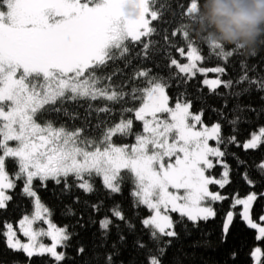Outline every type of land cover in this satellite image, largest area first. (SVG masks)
<instances>
[{
	"label": "snow or ice",
	"instance_id": "snow-or-ice-1",
	"mask_svg": "<svg viewBox=\"0 0 264 264\" xmlns=\"http://www.w3.org/2000/svg\"><path fill=\"white\" fill-rule=\"evenodd\" d=\"M202 2L189 0L187 6L181 5V17H186V22L172 32L173 36L182 35L184 46H171L186 62L169 56V67L187 79L197 73L225 71L220 66H201L206 57L195 37ZM165 7H156V0H0V209L12 200L8 190L15 189L17 181L23 182L22 192L33 200V212L24 215L17 228L5 222L2 235L10 249L22 251L30 262L35 256L45 255L55 264L64 260V253L57 249L66 246L70 234L52 222L51 210L41 201L34 181L46 187L49 180L57 184L63 180L68 187L69 176L89 193L95 190L92 178L100 177L103 186L114 194L122 192L125 174L130 177L133 207L142 206L149 213L140 220L147 239L141 236L135 241L147 264H162L165 249L159 242L178 235V221L172 214H178L181 220L207 221L217 215L213 205L228 199L231 204L223 220L222 240H227L239 218L255 231V240L264 243V212L254 217L253 209L258 199H264V193L251 191L241 196L237 192L230 197L212 190L211 186L224 189L230 183L228 165L223 160L226 152L220 147L225 143L221 124L207 125L203 110L193 112L187 99L177 97L173 101L167 91L168 80L152 75L151 69L135 70L129 81L142 84L133 83L128 91L124 85L113 83L119 71H104L117 61L125 67L131 64L130 44H142L135 56L148 58L152 42L145 43L142 38L157 31L153 22L162 19ZM199 37L211 54L225 62L241 50ZM244 81L264 90V79L250 80L245 73L236 83ZM203 83L211 90L221 84L231 88L233 84L219 78L204 79ZM79 100L88 101L90 109L91 102L98 100L121 104L119 120L111 119L115 109L107 104L94 108L97 114H109V121L96 123V135L83 126L40 119L49 112L63 111L67 115L62 106ZM129 100L133 105L124 106ZM137 122L139 130L135 128ZM231 123L236 125L238 119ZM128 138L131 143L123 142ZM210 141H215V146ZM228 142L240 146L235 135ZM261 144L264 126L253 131L242 147L257 149ZM9 159L16 165L11 174L6 169ZM218 164L224 168L220 178L211 174ZM256 167L264 173V161ZM244 179L254 184L247 173ZM93 208L98 210L99 206ZM110 212L112 218L105 216L100 221L105 235L113 218L127 222L120 204L113 205ZM42 237L51 243L45 244ZM119 238L123 240L124 236ZM251 256L254 264H264V248L254 247ZM112 259L108 255L107 264H112Z\"/></svg>",
	"mask_w": 264,
	"mask_h": 264
},
{
	"label": "trees",
	"instance_id": "trees-1",
	"mask_svg": "<svg viewBox=\"0 0 264 264\" xmlns=\"http://www.w3.org/2000/svg\"><path fill=\"white\" fill-rule=\"evenodd\" d=\"M189 0H156V7L166 5L163 9V17L159 22H153L157 31L151 36L143 37L147 43L151 41L148 58L136 57L140 52L142 44H130L132 54L128 57L131 64L128 67L117 61L104 71L112 73L119 71L120 74L113 79L114 84H122L125 91L130 90L133 83L142 84V81H129L132 73L140 68L151 69V74L168 80L170 87L168 93L173 101L179 97L187 99L192 103V111L203 110V119L207 125L219 122L221 124V135L225 143L220 145L226 152L223 160L228 165L230 181L224 189L211 186L212 190H218L223 195L231 197L233 193L241 196L255 191L257 194L264 190V173L256 167L264 161V144L257 149L245 150L242 144L251 137L253 131L264 126V90L258 89L255 84L249 85L248 81L237 84L236 81L247 73L249 79H264V44L258 46L255 54H248L240 50L237 54L225 62L215 54H211L207 44L196 36L197 43L202 48V54L206 57L201 66L207 68L223 67L221 73L210 72L219 75L223 81L231 80L232 87L228 88L221 84L215 90L203 83V75H197L187 79L184 74L176 75V69L169 67V56L183 61L178 52L171 45L184 46L181 34L172 35L180 23L186 22V17H181V5H188ZM165 36L168 40H165ZM232 46H228L231 49ZM242 62L245 67H242ZM247 89V91H245ZM240 93L239 96L235 95ZM128 98H126L127 100ZM93 108H89V102L85 100L66 102L62 108L67 110L63 113H45L40 119H52L58 124L64 123L69 127L83 126L93 134H97L95 125L99 121H109V114H97L96 107L107 104L115 109L111 119L119 120V109L121 104H110L107 101H92ZM132 101L124 106L130 107ZM73 114L76 118L73 119ZM238 119L233 125L232 120ZM140 123L135 125L140 129ZM235 135L237 142L229 143L228 138ZM121 141L117 139V143ZM131 143L128 138L123 141ZM215 143V142H213ZM6 169L11 174L16 170L12 160L6 161ZM223 166H216L211 173L220 175ZM245 173L254 181L249 185L245 179ZM68 187L62 180L60 184L53 180L46 182V187H41L39 180L34 181V187L47 207L51 210L52 220L64 226L70 234L66 246L60 247L64 252V260L61 264H107V256L112 255V264H147L145 255L135 247V241L143 236L147 239V233L143 229L140 220L147 216L148 211L142 206L133 207V198L130 195L132 183L130 177L125 174L122 192L114 194L106 189L100 177H93V192H85L77 187L78 181L75 177H68ZM23 182L17 181V187L10 191L12 200L8 202L5 209H0V264H55L45 256L29 258L22 251H14L7 246L5 237L2 235L4 223L17 225L18 221L25 215L33 212V200L22 192ZM120 204L126 215L127 222L114 220L107 235L100 227V221L105 216L111 217L110 209L113 205ZM231 199L216 202L213 207L217 215L207 221L193 222L184 218L181 220L178 214H173V219L178 221L176 231L178 235L174 238H163L159 246L165 249L161 257L162 264H254L251 252L256 246L264 248V243L255 240V231L249 229L239 218L235 219L226 241L222 240V224L226 213L230 210ZM93 205L99 208L94 209ZM254 217L257 213L264 212V199H258L254 203ZM239 207L236 211H239ZM129 224L133 227H129ZM118 225V227H117ZM123 235L124 239L120 240ZM171 239V243H168ZM84 251L80 252L79 249ZM235 253V256H233Z\"/></svg>",
	"mask_w": 264,
	"mask_h": 264
},
{
	"label": "clouds",
	"instance_id": "clouds-1",
	"mask_svg": "<svg viewBox=\"0 0 264 264\" xmlns=\"http://www.w3.org/2000/svg\"><path fill=\"white\" fill-rule=\"evenodd\" d=\"M196 19L198 36L248 54L264 44V0H203Z\"/></svg>",
	"mask_w": 264,
	"mask_h": 264
},
{
	"label": "rangeland",
	"instance_id": "rangeland-1",
	"mask_svg": "<svg viewBox=\"0 0 264 264\" xmlns=\"http://www.w3.org/2000/svg\"><path fill=\"white\" fill-rule=\"evenodd\" d=\"M182 63L183 62H186V60H183V61H181ZM214 68V67H213ZM215 73V72H214ZM216 78H219L220 79V77H219V75H216V74H211L210 72H208L206 75H203V81H204V79H216ZM212 125V124H211ZM211 125H209V126H211ZM251 138V137H250ZM249 138V139H250ZM248 140V139H247ZM246 140V141H247ZM213 142H215V141H210V144L211 145H213V146H215V143H213ZM215 162V161H214ZM219 165V164H218ZM217 165V166H218ZM222 166V165H221ZM213 170V169H212ZM211 170V171H212ZM224 171V168L222 169V172ZM213 176H215L216 178H220L221 177V174L220 175H215V174H213V173H211ZM78 184V183H77ZM10 191L11 190H8V194H10L11 195V193H10ZM262 193H264V190H263V192ZM44 203V202H43ZM45 204V203H44ZM46 205V204H45ZM47 206V205H46ZM25 215H30V214H25ZM173 215V214H172ZM51 220H52V218H51ZM52 222L57 226V227H60V228H65L64 226H60V225H58V224H56L53 220H52ZM11 224H13V223H11ZM13 227L14 228H17L18 227V223H17V225H15V224H13ZM45 227H46V225H45ZM4 231V230H3ZM17 235L20 237V239L22 240V241H24V242H27V238L26 237H23V235L21 234V233H19V232H17ZM6 239V238H5ZM41 240L45 243V244H50L51 243V241H50V239H48L47 237H42L41 238ZM58 251H61V252H63L62 250H60V247H58V249H57ZM64 253V252H63ZM23 264H27V263H23Z\"/></svg>",
	"mask_w": 264,
	"mask_h": 264
}]
</instances>
